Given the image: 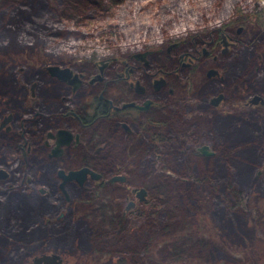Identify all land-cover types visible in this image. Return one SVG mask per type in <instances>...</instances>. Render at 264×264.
Masks as SVG:
<instances>
[{
  "label": "rangeland",
  "instance_id": "374dc122",
  "mask_svg": "<svg viewBox=\"0 0 264 264\" xmlns=\"http://www.w3.org/2000/svg\"><path fill=\"white\" fill-rule=\"evenodd\" d=\"M45 1L54 4L55 1L64 3L65 0ZM158 5L161 4H155L151 11L149 10V12L142 14L141 17L144 23L148 24L151 22L153 16L157 14L156 9ZM260 7L261 14L256 20L257 27L249 21L245 24L244 22L232 23V20H229L224 24L211 25L203 31L200 29L193 31L191 34H198L201 31L200 37L197 35V40L195 41L193 39L191 41L189 37L191 34H182V39L176 40L174 43H179L183 48L187 47L183 51L192 54H195V47L198 44L200 45L201 41L215 38V35H217L216 30L224 26L226 28L224 27L223 29L227 33H231L233 37L238 38L241 44L237 48L233 46L234 51L231 57L234 59L231 62L225 59L216 64L218 65L217 68L220 75L223 77V81L220 77L216 76L207 82L204 78V70H208V68L207 65L202 64V68L204 69L198 71L194 80L192 75V89H187L184 86L187 85V77L190 75L188 71L182 70V79L171 82V84L174 83L175 94L172 95L165 91L161 94V98H167V102L172 106V112L170 115L168 114L169 117L165 115L168 120L173 116L176 125L181 127L182 132L196 131L207 136L200 144L194 146L195 160L202 163H213L214 165L219 163L220 166L226 163L232 165L236 156L247 161L244 164L245 168H239L240 165H236L235 167L237 174L241 175L243 180H247L249 183L243 185H246V191L241 196L243 205L240 209L242 211H235L237 215L232 219H228L231 213L225 209L227 208L226 206L223 209L219 206V210L217 208L209 209L211 205H206V208H203L205 204H201V197L200 195H196L195 186L191 183V179L189 180L184 173L178 174L166 170L165 175L172 177V181H174L178 189L176 199H178L179 203L177 201L174 204H178L179 206V213L174 219L176 224L169 229L160 231L158 238L151 240L148 244H143L140 249L139 258H133L135 259L134 262L131 258L125 259L123 256H109L91 252L92 250L83 248L81 242L85 239H92L93 236L90 235L96 233L98 221L102 222L106 218L109 219L115 216L111 206L116 209L117 213L121 210V214L124 215L125 213L126 215H124V218L127 227H129V232L125 230L124 235L128 237L127 242L129 245L136 244L134 237H139V231H142L141 235L147 236L150 226L145 221L151 214L156 213V208H154L148 189L140 184L138 186L139 191L141 189H145L146 191L144 202H139V199L130 193L131 191L128 193L116 191L113 197L104 200V202L111 204L105 209L98 210V214L93 213L90 209H83L80 203L74 205H70L67 202L59 204L62 207L63 214H65L61 221L58 220L60 213L53 214L52 212L45 214L43 219L39 221L46 226V230H43V233L46 235L48 234V230L51 232L70 230V233H73V239H71L73 246L66 250L64 245L61 247L59 243L53 242L55 245L52 243L53 245H43L42 247L40 244L37 249L22 247L19 252L21 256L15 263L34 264V258L43 254L53 253L63 256L65 264H235V260H238L239 264H264V140L262 141V138H264V1H262ZM2 21L11 23L12 18H5V20L2 18ZM24 40L25 42H20L13 36L8 41L5 38L0 39V115L8 116L13 112L17 117L20 113L17 108L31 114L34 111L36 103L41 102L43 113L48 114V118L41 117V120H39L41 127H44L43 130L47 128H51L47 130H52V128L60 126L57 114L62 111L61 108L64 105L63 98L69 97L73 103L78 104L90 93L85 88L80 89L78 94H72V90L68 86L66 87L50 77L46 70L56 65L70 66L72 68L86 67L87 64L73 66L69 63L77 64L83 61L90 64V62L71 56L66 59L65 53L59 51L56 53L55 51L50 52L47 47L37 40ZM166 47L169 46L153 45L146 50L154 55L152 57L155 62L154 69L161 64L166 65V67L172 64L165 55H158L159 51H165ZM189 47L190 49H188ZM138 53L140 54L141 52L136 51L126 56H114L110 58L124 60L132 56L134 57ZM245 60L248 61L244 63ZM231 65L233 67H240L239 69H242L246 65V71L250 72V74L246 75L243 71L239 72L235 68L234 78L230 79L229 83H227V76L229 74L226 75L224 70ZM33 77L37 79V82L32 83L34 82ZM35 84V95L32 96V88ZM215 89L223 92L225 97L218 110L213 109L208 102L209 98H212L218 92L213 93ZM251 95L254 97L259 96L261 101L258 104L251 105ZM174 102L177 104L172 105ZM205 119L206 121H204ZM19 122L21 121H17L15 126L17 130L20 128ZM66 123L68 122L66 121ZM25 124L27 130L29 129L30 131L29 141L36 149V151L33 149L34 154L30 157L29 164H31L35 157L38 160L40 159V151L44 148H41V133L43 131H40L38 129L40 127L35 126V123L25 122ZM234 124L239 130L236 128L231 133L230 140L225 144V147L221 144L222 142L213 144V132L206 131L208 127L211 126L214 131L220 128V125L231 127ZM248 124L252 126L251 129L247 127ZM61 126H64L63 122ZM246 128L250 129V131L243 132ZM241 132L243 133L239 134ZM149 141L150 138L147 135L139 137V145L143 144L145 147ZM0 144H2V141ZM206 146L212 150L213 158L203 157L198 153V147L200 150ZM147 149H143L144 153L139 155L137 162L129 159V164L125 165L126 157H121L123 158L122 162L126 166L125 169L127 171L137 176H139L140 170L143 174L158 177L162 172L159 156L161 151L159 152V150L155 149L152 152L154 154H152L149 153L151 150ZM161 150L164 152L163 149ZM249 151L255 153V156L247 157ZM3 159L9 162L16 160L9 149L6 151L5 149H0V163ZM117 161L119 162V160ZM54 164L59 166L58 160L55 159ZM141 165H143V169ZM114 166L112 164L107 169L103 167L102 172L105 169L111 172ZM249 171L252 172L250 179L247 178ZM186 190L187 194L184 192ZM121 202H123L122 209L118 207V204ZM130 202H134L136 206L127 211L125 209ZM91 213L95 214L96 217ZM163 217L160 216V218ZM165 219L168 221L171 220V217L167 216ZM83 222L84 224H82ZM80 223L87 229V233L84 235L80 232H75L73 229L74 226H79ZM151 224L159 225L158 221L154 220H151ZM16 229L18 228L13 229L14 233H18ZM10 230L12 229H4L3 231ZM90 230L93 234L90 233L88 235ZM15 241L16 239L12 235L4 234L0 231V245H8L10 242ZM199 243L208 244V251L198 249ZM10 255V253L3 254L0 252V263L11 260ZM14 259L11 264H14Z\"/></svg>",
  "mask_w": 264,
  "mask_h": 264
},
{
  "label": "trees",
  "instance_id": "16d2710c",
  "mask_svg": "<svg viewBox=\"0 0 264 264\" xmlns=\"http://www.w3.org/2000/svg\"><path fill=\"white\" fill-rule=\"evenodd\" d=\"M262 1L264 0H65L64 3L55 1L51 4L52 2L45 0H0V39L5 38L8 41L13 36L20 42H25L24 39L37 40L50 52L65 53L66 59L71 56L92 63L103 58L126 56L136 51L144 52L153 45L169 46L182 39V34H191L199 29L203 31L211 25L224 24L229 20H232V23L245 24L249 21L257 27L256 20L261 14ZM157 3L161 4L156 9L157 14L150 23H144L142 14L151 11ZM2 18H12V22L7 23L2 21ZM224 27L216 31H221ZM201 31L191 34V41L197 40ZM173 120L175 125L164 119L158 127L146 132L144 135H147L150 141L145 147L143 144L139 145L140 150L135 142L130 141L112 146V157L108 160L115 165V161L124 157L132 160L134 157L131 156V150L134 156L138 153L142 155L144 148L150 149L149 153L155 149L161 151L159 156L162 172L158 177L143 174L139 170V184L148 189L156 208V213L151 214L145 221L150 226L147 236L141 235L142 231H139V237H134L136 244L129 245L128 237L124 235L125 230L129 232V227L123 214L118 212L114 217L98 221L96 233L90 235L93 232H88V235L93 236L92 239L81 242L83 248L103 255L131 258L134 262L133 258H139L143 244L158 238L163 229L175 225L174 219L179 213L178 204L174 205L178 201V189L172 177L165 175L166 170L184 173L191 179L196 195L201 197V204H205L203 208L211 205L209 209L219 210L220 207L223 209L226 206L225 209L231 213L228 219L237 215L235 211H242L241 196L246 191V185H243L249 183L237 174L235 167L240 165L239 168H245L247 161L236 156L232 165L226 163L220 166L219 163L214 165L195 160L193 148L207 136L196 131L182 132L181 127L176 125L175 119ZM236 128L235 124L231 127L220 125V128L214 131L211 126L206 131L214 133L213 144L222 142L225 147ZM251 154L252 151H249L247 157L252 156ZM247 178L250 179L249 176ZM11 208L15 211L12 220L14 228H18V233H14V228L5 232L0 226L1 232L16 239L8 245H0L1 253L11 254V260L0 264H11L14 257L13 263L17 264L15 262L21 256L19 252L22 247L37 249L40 244L43 247L53 245V242L59 243L61 247L64 245L66 250L73 246V233H70V230H48L47 235L43 233L46 226L39 220L48 213V209H43L42 205H29L24 198L16 197L11 200ZM94 212L98 214V211ZM167 216L171 217V220L166 221ZM151 220L158 221L159 225L151 224ZM73 229L83 235L87 233L86 227L81 223ZM208 248V244L199 243L198 249L201 251H208ZM235 261V264H239L238 260Z\"/></svg>",
  "mask_w": 264,
  "mask_h": 264
},
{
  "label": "flooded vegetation",
  "instance_id": "af4514ba",
  "mask_svg": "<svg viewBox=\"0 0 264 264\" xmlns=\"http://www.w3.org/2000/svg\"><path fill=\"white\" fill-rule=\"evenodd\" d=\"M216 34L211 40L201 41L202 46L198 44L195 47V54L183 51L187 47L183 48L179 43L169 45L165 51H159L158 55L163 54L168 61H171V67L161 64L154 69L153 53L144 51L140 53L146 54L144 57L137 58L134 55L124 60L113 58L105 65L102 61L108 59L94 61L90 64L83 61L77 64L69 63L73 66L87 64L86 67L72 68L56 65L62 70L70 71V81H63L52 76L47 69L49 76L64 86H68L72 94H78L80 89L87 88L90 95L78 104L73 103L69 97L63 98L62 111L57 114L60 126L52 130H47L51 128L43 130L44 127H41L39 121L41 117L48 118V114L42 111L41 102L36 103L31 114L17 108L20 112L17 117L13 112L8 116L0 115V142L2 141L0 149H5V151L9 149L16 158L14 162L3 159L0 163V226L4 225L8 229L14 228L12 216L15 211L11 208V200L16 197L24 198L29 205L36 207L42 205L43 209H48V213H60L59 221L65 216L59 204L65 202L70 205L80 203L83 209L93 208L94 211H98L111 204L104 200L113 197L116 191L119 193L131 191L130 193L139 199V176L125 169V165L129 164L128 158H126L125 165L122 160L115 161L114 169L111 172L106 170L112 166V162H108L112 157V146L130 141L135 142L138 150L141 149L139 137L158 127L162 120L167 119L165 115L169 117L172 112V106L167 102V98H161V94L164 91L175 94L176 89L174 83L171 84V82L182 79V70L188 71L190 75L187 77V85H184L187 89H192V75L194 80L198 71L204 69L202 64L207 65L208 68L204 70V78L207 82L216 76L223 81L216 64L225 59L231 62L234 59L231 57L234 51L233 46L237 48L241 41L224 29L216 31ZM247 61L245 60L244 63ZM235 68L246 75L250 74L246 71V65L242 69L232 65L228 66L224 70L226 75L229 74L227 83L234 78ZM36 80L34 79L32 83L37 82ZM35 88L36 84L33 85L32 96L35 95ZM217 91L218 89H215L213 93ZM223 94L218 91L212 98H209L208 102L213 109H219L225 98ZM251 98L250 104L255 105L252 104L255 97L251 95ZM176 104V102L172 103V105ZM173 119V116L170 117V121L174 123ZM17 121H21L19 130L15 128ZM25 122L35 123L34 125L39 126L38 129L43 131L41 148H44L40 151V159L35 157L31 164H29L30 157L34 154L33 149L35 151L36 149L29 141L30 131L27 130ZM62 122L64 126H61ZM247 127L251 129L252 126L248 124ZM248 128L243 132H249ZM60 131L68 132L71 137L67 136L65 139L67 144L58 147V143L62 140L61 136L58 137ZM208 151L212 153L210 148ZM198 153L200 156L213 158V154L204 155L200 152L199 147ZM132 154L133 150H131V156L134 157L132 160L137 162L139 153L136 156ZM55 159L58 160L59 166L54 164ZM103 167L106 169L102 172ZM82 170L88 171L83 178L82 185L76 179L67 180L65 184L66 193L70 197L68 200L62 189L65 176ZM62 174L65 176L63 177ZM120 176H125L126 180L111 182L113 178ZM131 204L133 205L128 210ZM122 205L123 202L119 203L118 207L122 209ZM135 206L134 202H130L125 210L130 211ZM111 209L116 215V209L112 206ZM46 255H53V253ZM61 257L65 264L63 256Z\"/></svg>",
  "mask_w": 264,
  "mask_h": 264
},
{
  "label": "water",
  "instance_id": "95a60500",
  "mask_svg": "<svg viewBox=\"0 0 264 264\" xmlns=\"http://www.w3.org/2000/svg\"><path fill=\"white\" fill-rule=\"evenodd\" d=\"M241 31V30H240ZM146 54H137L136 57L137 58H140V57H144ZM111 59H108V60H105V61H102V63L105 65L107 62H109ZM48 71L51 73L52 76H55V77H58L59 79L63 80V81H70V76H71V73L68 69H60L59 67L57 66H52V67H49L48 68ZM220 100V98H219ZM261 101V98L259 96L255 97L252 101V104H258L259 102ZM62 138V140L58 143V147H61L62 145H65L67 144L65 139L66 137H71L70 135H68V132H65V131H60L58 133V137ZM208 147H202L199 151L202 152L204 155H211L213 153H209L208 151ZM58 151V150H57ZM88 171L87 170H82V171H79V172H71L69 174V176H65V174H62V176L64 177L65 176V181L62 185V189L64 191V193L66 194L67 196V199L70 200V197L69 195L66 193L67 191L65 190V184L67 182V180H79L81 182V185H82V182H83V178H85L86 176V173ZM97 178H98V175H97ZM126 180V177L125 176H120V177H115L111 180V182H115V181H125ZM145 196H146V191L145 189H141L138 193V197H139V202H144L145 201ZM133 204H131L129 207H128V210L130 209V207L132 206ZM33 263L34 264H64L63 260H62V257L58 254H53V255H46V254H43L41 256H38L36 258H34L33 260Z\"/></svg>",
  "mask_w": 264,
  "mask_h": 264
},
{
  "label": "bare ground",
  "instance_id": "6f19581e",
  "mask_svg": "<svg viewBox=\"0 0 264 264\" xmlns=\"http://www.w3.org/2000/svg\"><path fill=\"white\" fill-rule=\"evenodd\" d=\"M202 35H204V34H202ZM198 37H200V35H198ZM108 59H113V58H108ZM251 155H252V156H255V153L252 152ZM248 174H249L248 176L251 177L252 172L249 171ZM91 210H92V209H91ZM92 211H93V210H92ZM93 213H94V211H93ZM1 227H2L3 230L8 228V227H6V226H4V225H2ZM24 230H26V229H24ZM7 232H8V231H7Z\"/></svg>",
  "mask_w": 264,
  "mask_h": 264
}]
</instances>
